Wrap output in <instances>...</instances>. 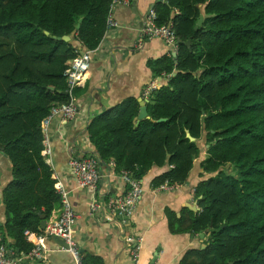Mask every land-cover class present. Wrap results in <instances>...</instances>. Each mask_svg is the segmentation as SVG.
I'll list each match as a JSON object with an SVG mask.
<instances>
[{"label":"trees","instance_id":"trees-1","mask_svg":"<svg viewBox=\"0 0 264 264\" xmlns=\"http://www.w3.org/2000/svg\"><path fill=\"white\" fill-rule=\"evenodd\" d=\"M110 2L0 0V144L10 175L0 230L15 252L33 245L24 230L40 233L41 219L61 206L39 124L53 103L69 100L67 61L79 47L98 46ZM154 11L157 24H174L175 59L151 62L165 77L145 101L148 118L136 122V96L93 116L95 154L136 177L170 163L154 186L195 178L187 184L195 206L182 204L179 215L164 208L171 233H194L204 244L179 264H264V0H168Z\"/></svg>","mask_w":264,"mask_h":264},{"label":"crops","instance_id":"crops-1","mask_svg":"<svg viewBox=\"0 0 264 264\" xmlns=\"http://www.w3.org/2000/svg\"><path fill=\"white\" fill-rule=\"evenodd\" d=\"M167 1L129 0L127 4L114 6L113 17L117 24L107 27L92 52L84 84L75 89L77 113L67 120L53 116L48 126L46 138L50 154L46 162L52 168L55 182L64 187L77 212L73 235L85 256V264H179L188 248L204 245L194 233H171L164 209L169 206L179 215L182 204L195 206L193 191L187 186L190 180L195 181L193 176L175 188L157 189L151 181L168 169L169 164L153 165L140 177L144 191L133 213L124 218L110 211L106 204L109 197L125 190L119 170L110 168L108 164L110 160L114 164L113 159L99 162L100 176L95 190L78 186L68 164L73 155L95 154L87 131V125L95 114L130 96H136L138 101L140 98L148 100L149 96H144L147 86L155 84L157 87L163 83L165 76L155 75L151 62L163 54H171L175 59L176 50L161 38L140 37L150 10H154L157 3ZM174 10L179 11L177 7ZM200 16L203 19V14ZM137 119L138 116L136 122ZM199 159L194 160L191 171L195 172V163ZM9 177L8 157L0 144V220L3 218L1 188ZM94 202L96 206L92 208ZM59 209L55 208L46 222L56 217ZM40 228L42 231L44 227L40 225ZM34 235H25L32 244L36 241ZM128 236L137 239L135 261L132 260ZM7 239L13 242L12 238ZM61 243L62 239L57 236L45 238L44 244L49 248L45 259L30 258L27 254L31 247L15 254L27 264H74L71 254L60 248Z\"/></svg>","mask_w":264,"mask_h":264},{"label":"built area","instance_id":"built-area-1","mask_svg":"<svg viewBox=\"0 0 264 264\" xmlns=\"http://www.w3.org/2000/svg\"><path fill=\"white\" fill-rule=\"evenodd\" d=\"M127 4L129 0H111L109 12L106 18V26L110 27L117 24L116 19L113 17V8L116 4ZM156 13L153 9L150 10L148 19L141 30V37H158L171 44L174 51L177 48L176 31L172 21L168 23L157 24L155 22ZM94 48H79L75 56H73L67 68L64 70L66 79V91L69 95L67 102L53 103L48 113L40 120V130L43 135L42 153L45 156L50 154V147L47 143L46 134L50 120L53 116H59L63 120L71 119L77 113L76 94L75 89L84 84L87 72L91 63V56ZM155 86V85H154ZM144 96H149V92L144 91ZM70 172L76 180L78 186L95 190L99 180V158L95 155L87 156H71L68 160ZM110 168H114L113 162H108ZM119 173L125 183V190L117 195L108 198L106 204L110 211L115 212L122 217H129L136 205L138 204L142 193L144 191L140 177H136L130 170L120 169ZM168 180L165 179L157 189L166 190L172 189L176 186L168 185ZM56 189L61 196V206L56 217L46 222L42 231L35 234L36 241L33 243L28 251L30 258H43L47 256L49 248L44 244V239L49 236H57L62 239L63 244L60 248L66 250L71 254L74 264H83V252L80 250L78 242L73 235V223L77 217L73 205L67 197V192L64 187L58 182H55ZM92 208H95L96 202L92 203ZM26 236L33 235L29 229L24 230ZM127 240L131 243L132 260H136L137 239L133 236H128ZM0 264H27L20 261V257L15 254L12 249L5 242L2 232L0 230Z\"/></svg>","mask_w":264,"mask_h":264},{"label":"water","instance_id":"water-1","mask_svg":"<svg viewBox=\"0 0 264 264\" xmlns=\"http://www.w3.org/2000/svg\"><path fill=\"white\" fill-rule=\"evenodd\" d=\"M201 21H202V16H200L199 18H198V20H197V25L198 24H200L201 23ZM197 25L196 26H194V27H197ZM77 26H78V24H77ZM58 37H60V36H58ZM190 43V38H188L187 40H186V44H189ZM79 48H81V47H79ZM175 72H173V74H174ZM49 88H53V86H49ZM63 93H67V91L66 90H63ZM145 101H146V98L144 99V98H140V100H139V102H140V109H139V113H138V119H137V122L140 120V118H142V117H146V118H148L149 117V115L147 114V111H146V103H145ZM163 119H165L164 117H161V118H159L158 120H163ZM186 136L190 139V140H193L194 139V136H192L191 134H190V132L186 129ZM93 155H95V156H97L96 154H93ZM99 162L100 163H102V161L101 160H99ZM45 223H46V220L44 219V218H42L41 219V227H44L45 226ZM207 230V228H205L204 229V231H206ZM193 234V233H192ZM203 232H199L198 233V235L199 236H203ZM53 236H55V235H53ZM61 244H63V241H62V243Z\"/></svg>","mask_w":264,"mask_h":264},{"label":"rangeland","instance_id":"rangeland-1","mask_svg":"<svg viewBox=\"0 0 264 264\" xmlns=\"http://www.w3.org/2000/svg\"><path fill=\"white\" fill-rule=\"evenodd\" d=\"M154 85L155 84H152L151 86H147V88H146V91L147 92H149V95L151 94V92H152V90L156 87H154ZM158 87V86H157ZM206 147H207V145H205ZM203 154V155H202ZM205 154H206V150L204 149L203 151H202V153L200 152V154L198 155V156H194V160H197V159H199L200 158V156H205ZM169 166L171 167L172 165L169 163ZM230 167V168H229ZM233 167L232 166H227V169H229V170H231V171H233V169H232ZM234 172V171H233ZM168 180V179H167ZM168 185L170 184V185H174V186H177V185H179V184H182V182L181 183H179V182H171V181H169L168 180V183H167ZM203 242V241H202Z\"/></svg>","mask_w":264,"mask_h":264}]
</instances>
